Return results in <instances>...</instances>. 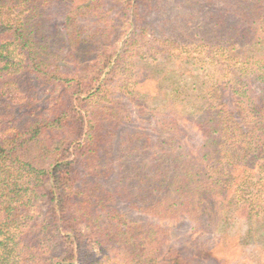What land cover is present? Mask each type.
<instances>
[{"label": "trees", "instance_id": "trees-1", "mask_svg": "<svg viewBox=\"0 0 264 264\" xmlns=\"http://www.w3.org/2000/svg\"><path fill=\"white\" fill-rule=\"evenodd\" d=\"M179 223L264 264V0H0V264H195Z\"/></svg>", "mask_w": 264, "mask_h": 264}, {"label": "rangeland", "instance_id": "rangeland-1", "mask_svg": "<svg viewBox=\"0 0 264 264\" xmlns=\"http://www.w3.org/2000/svg\"><path fill=\"white\" fill-rule=\"evenodd\" d=\"M145 221L155 222L154 218L149 217H146ZM161 223L166 225V222ZM170 233L171 243H175L181 252L186 253L188 258H192L195 264H219L222 259L229 260L232 264H255V261L251 263L246 256L237 253L238 250H234V257H232L231 247L225 250L215 237L198 235L187 224H172Z\"/></svg>", "mask_w": 264, "mask_h": 264}]
</instances>
